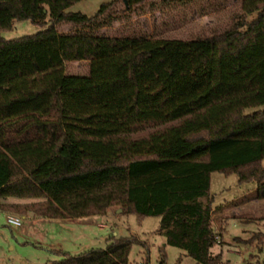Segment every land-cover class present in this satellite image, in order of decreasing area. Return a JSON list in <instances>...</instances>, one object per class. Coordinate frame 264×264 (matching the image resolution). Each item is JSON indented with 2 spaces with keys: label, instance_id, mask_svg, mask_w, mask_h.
<instances>
[{
  "label": "trees",
  "instance_id": "1",
  "mask_svg": "<svg viewBox=\"0 0 264 264\" xmlns=\"http://www.w3.org/2000/svg\"><path fill=\"white\" fill-rule=\"evenodd\" d=\"M78 1L0 0V31L15 20L45 26L0 34V210L64 219L118 206L159 216L166 243L195 264H225L213 252L212 174L254 183L241 200H264V109L246 112L264 105V0H241L226 30L186 39L99 32L156 0H113L92 16L67 11ZM62 22L73 30L60 32ZM80 60L86 74L66 72ZM106 241L56 250L46 264H129L137 238Z\"/></svg>",
  "mask_w": 264,
  "mask_h": 264
},
{
  "label": "rangeland",
  "instance_id": "2",
  "mask_svg": "<svg viewBox=\"0 0 264 264\" xmlns=\"http://www.w3.org/2000/svg\"><path fill=\"white\" fill-rule=\"evenodd\" d=\"M110 1L113 0H81L67 11L92 16L102 4ZM156 1L118 16L99 32L186 39L222 32L234 23L237 16L243 15L241 0ZM117 5L122 7V0ZM255 15H249L248 19ZM44 28L28 19L15 20L11 29L1 30L0 34L6 39H14ZM57 28L60 32H70L74 25L62 22ZM88 69V60L68 61L65 64L69 74H86ZM259 109H264V105L248 108L246 112ZM254 189V183L241 184L235 174H212L211 194L216 209L214 227L221 232L220 242L214 246L213 252L221 253L225 264H247L251 254L257 255L264 263V200H241ZM235 199L236 204L233 203ZM122 212V208L114 206L106 214L64 219L23 217L9 213L23 217L21 225H13L7 221L8 214L0 210V264H46L61 258L55 253L56 250L77 255L92 248H104L106 239L112 234L134 235L137 238L129 255V264L196 263L184 250L166 243L159 232V216L139 217L136 213ZM162 248L165 251L163 263Z\"/></svg>",
  "mask_w": 264,
  "mask_h": 264
},
{
  "label": "built area",
  "instance_id": "3",
  "mask_svg": "<svg viewBox=\"0 0 264 264\" xmlns=\"http://www.w3.org/2000/svg\"><path fill=\"white\" fill-rule=\"evenodd\" d=\"M23 217L14 215V214H8L7 215V221L10 224L13 225H21Z\"/></svg>",
  "mask_w": 264,
  "mask_h": 264
},
{
  "label": "crops",
  "instance_id": "4",
  "mask_svg": "<svg viewBox=\"0 0 264 264\" xmlns=\"http://www.w3.org/2000/svg\"><path fill=\"white\" fill-rule=\"evenodd\" d=\"M8 200L11 201V202H17V201H19L18 199H13V198H10ZM6 213L9 214L8 212H6ZM23 217H25V216H23ZM54 219H58V218H54ZM101 225H104V223H101Z\"/></svg>",
  "mask_w": 264,
  "mask_h": 264
}]
</instances>
